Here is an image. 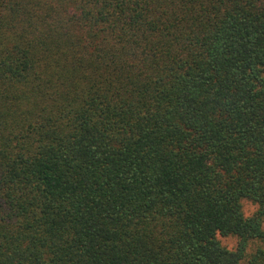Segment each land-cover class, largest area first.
Returning <instances> with one entry per match:
<instances>
[{"label":"trees","instance_id":"1","mask_svg":"<svg viewBox=\"0 0 264 264\" xmlns=\"http://www.w3.org/2000/svg\"><path fill=\"white\" fill-rule=\"evenodd\" d=\"M253 242L264 0H0V264H264Z\"/></svg>","mask_w":264,"mask_h":264},{"label":"rangeland","instance_id":"2","mask_svg":"<svg viewBox=\"0 0 264 264\" xmlns=\"http://www.w3.org/2000/svg\"><path fill=\"white\" fill-rule=\"evenodd\" d=\"M243 207H244V212L246 216H252L256 210H257V205H255L253 202L245 200L243 202ZM221 243L228 247L231 250H235L237 247V239L235 237H220L219 238ZM257 248H263L264 249V243L263 242H253L250 244V247L248 249V253L251 254L253 253ZM244 264H247L244 262Z\"/></svg>","mask_w":264,"mask_h":264}]
</instances>
